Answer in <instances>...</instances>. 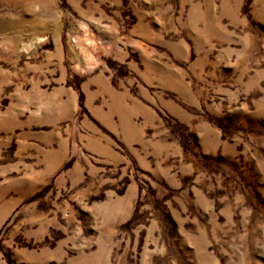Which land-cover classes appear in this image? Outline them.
<instances>
[{"label": "rangeland", "instance_id": "374dc122", "mask_svg": "<svg viewBox=\"0 0 264 264\" xmlns=\"http://www.w3.org/2000/svg\"><path fill=\"white\" fill-rule=\"evenodd\" d=\"M0 264H264V0H0Z\"/></svg>", "mask_w": 264, "mask_h": 264}]
</instances>
